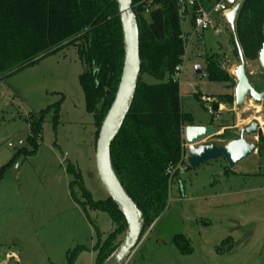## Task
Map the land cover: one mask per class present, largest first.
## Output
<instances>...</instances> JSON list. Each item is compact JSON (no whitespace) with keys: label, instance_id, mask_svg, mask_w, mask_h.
Wrapping results in <instances>:
<instances>
[{"label":"rangeland","instance_id":"obj_1","mask_svg":"<svg viewBox=\"0 0 264 264\" xmlns=\"http://www.w3.org/2000/svg\"><path fill=\"white\" fill-rule=\"evenodd\" d=\"M216 19L221 33L208 30L195 39L175 78L182 111L195 126L212 125L220 132L238 134L257 122L258 133L246 136L257 145L256 151L234 168L218 158L190 167L179 174L180 180L173 178L165 212L143 235L128 264H264V104L255 107L247 102L239 111L235 78L233 83H212L205 73L195 72L197 66L205 72L211 56L233 77L240 65L233 32L221 17ZM182 29L190 33L192 27L187 21ZM245 63L251 81L261 87L258 60ZM83 72L76 49L66 47L0 81V170L18 151L31 150L30 117L63 100L57 128L47 116L37 152L19 156V168L11 166L0 180V264H68L80 247L86 250L74 264H95L97 230L105 238L115 229L107 213L85 211L69 189L66 169L73 165L95 201L108 198L97 171L95 120L86 111L79 83ZM143 79L158 83L150 76ZM206 98L223 103L216 118L208 113ZM187 159L186 152L189 166ZM75 193L84 201L78 189ZM179 235L189 241L191 253H182L175 244Z\"/></svg>","mask_w":264,"mask_h":264},{"label":"trees","instance_id":"obj_2","mask_svg":"<svg viewBox=\"0 0 264 264\" xmlns=\"http://www.w3.org/2000/svg\"><path fill=\"white\" fill-rule=\"evenodd\" d=\"M132 7L139 28L140 76L133 104L112 143L110 160L122 189L144 218L145 235L168 206L172 180L168 170L185 164L184 128L194 124L191 116L182 111L180 85L175 80V69L183 62L185 53L176 1L132 0ZM234 36L246 60L258 58L264 43V0L243 1ZM66 47H74L84 65L79 83L86 111L95 120L97 141L116 98L124 68V33L117 0H0V81ZM235 53L238 55L237 49ZM203 73L212 83L234 82V77L216 57L206 60ZM144 76L158 83L147 84ZM261 80L264 86V77ZM62 101L30 117L31 150L18 151L1 168L0 180L8 168L15 166L19 156L37 152L47 116H51L57 128ZM212 139L227 143L234 137L225 130ZM262 153L263 149H259V154ZM66 172L71 177V197L85 211L89 208L107 213L115 225L105 238L97 230L93 248L95 264H105L121 245L117 242L119 236L127 233L125 217L109 196L95 201L73 165L67 166ZM175 177L180 180L179 173ZM76 189L84 201L77 198ZM174 242L182 253L192 252L185 237L176 236ZM85 250L80 247L72 253L68 264H74Z\"/></svg>","mask_w":264,"mask_h":264},{"label":"water","instance_id":"obj_3","mask_svg":"<svg viewBox=\"0 0 264 264\" xmlns=\"http://www.w3.org/2000/svg\"><path fill=\"white\" fill-rule=\"evenodd\" d=\"M243 1L244 0H241L226 17L227 24L234 35L236 31V21ZM117 2L124 33V68L116 98L105 118L97 140L96 165L99 178L108 196L125 217L127 235L105 264H128L143 240V232L145 229V222L142 214L122 189L112 170L110 160L112 143L122 128L136 95L141 65L139 28L137 16L132 7V0H117ZM236 46L240 58V65L234 72L237 80L235 88L236 108L237 110L244 109L245 102L248 98L253 101L255 106H261L264 102V91L258 92L250 84L246 71L245 59L237 41ZM258 62L260 70L264 74V44L259 53ZM195 72L198 76H201L202 67L197 66ZM214 110L217 111L218 107L215 106ZM112 111L113 113L109 118ZM259 127L257 122H253L250 126L242 129L241 137L238 140H233L222 147H218L214 144L205 143L209 137L217 134L218 130L216 127L187 126L184 130V136L188 145L187 161L189 166L198 167L211 160L224 158L229 167L234 168L256 151L255 145L248 143L245 140V136L256 135Z\"/></svg>","mask_w":264,"mask_h":264},{"label":"built area","instance_id":"obj_4","mask_svg":"<svg viewBox=\"0 0 264 264\" xmlns=\"http://www.w3.org/2000/svg\"><path fill=\"white\" fill-rule=\"evenodd\" d=\"M177 3L178 15L181 23L189 22L192 30L190 33H183V40L185 43V53L182 57L183 62L175 69V78H177L182 72L183 65L191 43L195 39H201L203 33L208 30H213L216 34H220V24L216 17L221 19L227 24L226 17L233 11L236 5L241 0H175ZM206 109L208 113L215 116L218 111L214 110V101L211 98L205 99ZM186 128V127H185ZM184 128V130H185ZM24 143L19 142V146H23ZM184 154L183 157L186 159V152L188 153V145L185 141L184 136ZM15 169L19 168L16 163ZM187 170V166L180 163L177 167H171L168 170V174L173 179L176 173L183 174Z\"/></svg>","mask_w":264,"mask_h":264},{"label":"flooded vegetation","instance_id":"obj_5","mask_svg":"<svg viewBox=\"0 0 264 264\" xmlns=\"http://www.w3.org/2000/svg\"><path fill=\"white\" fill-rule=\"evenodd\" d=\"M234 35V34H233ZM235 37V36H234ZM264 44V43H263ZM263 44H262V47H263ZM235 49H237V46H236V44L234 45V52H235ZM261 50H262V48H261ZM260 50V51H261ZM237 52H238V49H237ZM260 53V52H259ZM259 53H258V57H259ZM238 55V59H239V61H240V58H239V53H237ZM245 59V58H244ZM246 60V59H245ZM257 60H258V58H257ZM259 63V62H258ZM260 67V66H259ZM238 68V67H237ZM236 68V69H237ZM247 71V70H246ZM261 71V70H260ZM235 72V71H234ZM262 73V72H261ZM247 75H248V73H247ZM262 77H264V74L262 73ZM234 78H235V75H234ZM248 78H249V81H250V84L252 85V87L255 89V90H257L258 92H262V91H264V86L263 87H260L259 86V90L258 89H256V85H259V84H256L255 82H252L251 81V79H250V77H249V75H248ZM236 79V78H235ZM234 79V80H235ZM237 85V84H236ZM236 85H235V88H236ZM263 89V90H262ZM234 97H235V90H234ZM247 102H249L250 103V105H252V106H255L254 104H253V101L250 99V98H248L247 100H246V102H245V105H246V103ZM215 104H214V107L215 106H217L218 107V110L217 111H220L221 109L223 110V103L221 102V101H219V102H214ZM264 104V102L262 103V105ZM261 105V106H262ZM235 107H236V104H235ZM245 107V106H244ZM255 107H257V106H255ZM259 107V106H258ZM237 109V108H236ZM243 110V109H242ZM240 111V110H239ZM212 126V125H211ZM250 126V125H249ZM248 127V126H247ZM245 128V127H244ZM243 129V128H242ZM242 129H240V131H239V133L238 134H236V133H232V132H230V134L234 137V139H232L231 141H233V140H238L240 137H241V133H242ZM259 129H260V127H259ZM258 129V130H259ZM218 130V132H217V134L216 135H214V136H211V137H209L207 140H206V144H214V145H216V146H218V147H222V146H224L225 144H228L229 142H227V143H222L221 141H214L212 138L213 137H215V136H217V135H220V134H223L224 132H225V130H228V129H225L224 131H222V132H220V130L219 129H217ZM247 136V135H246ZM246 136H245V140H246ZM253 136V135H252ZM230 141V142H231ZM247 141V140H246ZM248 142V141H247ZM249 143V142H248ZM222 144H224V145H222ZM250 144H252V143H250ZM257 145L255 144V147H256Z\"/></svg>","mask_w":264,"mask_h":264},{"label":"crops","instance_id":"obj_6","mask_svg":"<svg viewBox=\"0 0 264 264\" xmlns=\"http://www.w3.org/2000/svg\"><path fill=\"white\" fill-rule=\"evenodd\" d=\"M190 26H191V25H190ZM182 32H183V33H185V34H187V33H188V32H184V31H183V29H182ZM14 169H15V168H14Z\"/></svg>","mask_w":264,"mask_h":264},{"label":"bare ground","instance_id":"obj_7","mask_svg":"<svg viewBox=\"0 0 264 264\" xmlns=\"http://www.w3.org/2000/svg\"><path fill=\"white\" fill-rule=\"evenodd\" d=\"M257 110H258V109H257ZM113 111H114V110H113ZM113 111L111 112V114H110L109 118L111 117V115H112Z\"/></svg>","mask_w":264,"mask_h":264}]
</instances>
